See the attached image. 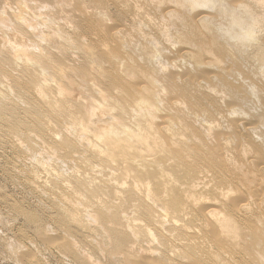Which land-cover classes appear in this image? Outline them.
Segmentation results:
<instances>
[{"label": "bare ground", "instance_id": "1", "mask_svg": "<svg viewBox=\"0 0 264 264\" xmlns=\"http://www.w3.org/2000/svg\"><path fill=\"white\" fill-rule=\"evenodd\" d=\"M14 3L0 144L47 138L72 169L30 171L55 214L57 236L24 214L42 245L72 264H264V112L242 127L239 110L264 105V0Z\"/></svg>", "mask_w": 264, "mask_h": 264}, {"label": "rangeland", "instance_id": "2", "mask_svg": "<svg viewBox=\"0 0 264 264\" xmlns=\"http://www.w3.org/2000/svg\"><path fill=\"white\" fill-rule=\"evenodd\" d=\"M0 1H1L0 6L2 7L5 4L6 5L13 4L14 6H12V8L16 6L14 3L15 0L14 1L10 0L11 3H9L8 0L7 1L0 0ZM3 2H6V3H3ZM8 5L6 7H8ZM110 8L112 9L113 7H110ZM62 19L61 21L59 20L58 22L60 23V25L61 24L65 25L64 19L66 18L63 17ZM66 25H67V22H66ZM255 95H253L254 97L251 98V101L249 102L247 107L249 106L250 108L251 106L252 109L250 108V113L255 112L257 116V114L259 115V113L262 114V111L264 112V108H263L264 105L261 102L259 93H256ZM257 95H259V97ZM257 98L259 102L257 101ZM255 100L258 103H256ZM259 103L261 104V107L263 108V110H261L262 108H258L260 106L258 105ZM253 106H257L256 108L259 109V111L261 112L259 111L256 112L257 109H255V107ZM247 107L243 109H239L241 110V112L243 111V114L242 113L240 114H242L241 116L244 115L243 116L244 118H241L240 115L239 116L241 120L239 116L234 117L240 120V124L244 122L242 123L243 125L241 124L242 127H246V125L251 124L250 122L252 121H255L252 123H256V119H254L255 117L254 113L249 114V108ZM253 108L256 111L253 110ZM244 109L245 110L248 109V111L246 110L247 111L246 112ZM244 111L247 114L244 113ZM252 114L254 115V117L252 116ZM245 117L246 118L249 117L251 121L248 118L245 119ZM243 119L248 120V121H245ZM260 125H262L263 127ZM260 125L255 124V127H258L256 128L257 136L256 135H255L256 137L253 136L257 142L258 140H260L258 143H262V141H264V134H262L264 132V125L263 124H260ZM258 129H260L262 133ZM258 135H261L262 137L260 136L261 137L260 138ZM12 140L13 139H10V140L8 139L9 141V142L7 141L8 144H0V264H72V258L68 257L67 255L65 256V254H63L55 246L46 247L42 245V243L39 241L37 236L34 234L35 227L30 226L32 224H29L25 220V217H24V214L28 212H33L35 214L37 213L36 215L41 220H43L42 222L45 224L46 228L48 227L47 229H49V234L51 236L53 235L57 236L56 234L58 233L56 231V226L53 222H51L52 218L55 216L52 210L53 207H51L52 204L47 194H45L46 192L43 187L42 189L40 188L39 191L35 189L33 185L34 181H31L33 180L32 178L33 175L30 176V174L32 172L31 170H33L34 173L38 171L39 177H41V183L45 182L46 180L51 181L50 175L46 171H43L40 168L35 170L37 166V160L43 159V158H44L43 160H46L48 164H50L49 169H51V171H54V172L60 171L63 173L65 172L66 174H71L72 172V169H70L71 165L70 163H67V162L66 163L64 162L63 164L61 161H56L55 159H54L55 161L48 160L49 159L47 158L48 153L43 148L44 147L43 142L46 143V146H51L53 142L52 140H48L47 138L44 139L45 141L43 139H37V140L35 139L33 141V144L34 145L37 144V146L35 145L34 151H28V152L25 151L24 153L22 150L23 153L22 152L21 153L23 155H21L20 151H18L19 150L18 147H16L17 146V144L15 143L16 139L13 141ZM48 142H51V143H48ZM25 145L26 144H24L23 148L27 146ZM39 155L41 157H39ZM19 160L22 162H20ZM53 166H56V167L54 168ZM27 179L29 181H27ZM30 181L33 183H31ZM48 194L50 193L48 192ZM105 258L107 257L105 256ZM100 259L101 260L97 263L114 264L115 262V264H118V260L109 262V259L108 258L104 259L103 256L102 257L100 256Z\"/></svg>", "mask_w": 264, "mask_h": 264}]
</instances>
